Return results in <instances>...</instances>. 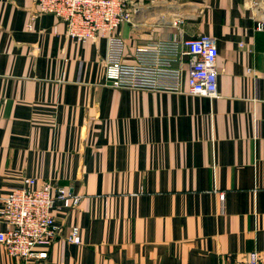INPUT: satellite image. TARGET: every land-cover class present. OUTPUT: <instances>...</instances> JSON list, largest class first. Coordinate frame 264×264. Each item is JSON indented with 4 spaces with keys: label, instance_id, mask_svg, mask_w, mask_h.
Wrapping results in <instances>:
<instances>
[{
    "label": "crops",
    "instance_id": "1",
    "mask_svg": "<svg viewBox=\"0 0 264 264\" xmlns=\"http://www.w3.org/2000/svg\"><path fill=\"white\" fill-rule=\"evenodd\" d=\"M151 1L131 0L134 22L117 30L124 59L150 64L139 49L161 42L160 60L178 65L175 30L156 23L163 8ZM170 1L183 37L216 39L217 98L111 87L105 37L72 41L56 15L33 17L36 0H0V210L27 177L81 196L55 210L47 259L0 245V264L264 259V33L245 0ZM74 226L81 244L67 241Z\"/></svg>",
    "mask_w": 264,
    "mask_h": 264
},
{
    "label": "built area",
    "instance_id": "2",
    "mask_svg": "<svg viewBox=\"0 0 264 264\" xmlns=\"http://www.w3.org/2000/svg\"><path fill=\"white\" fill-rule=\"evenodd\" d=\"M131 0H36L33 17L53 14L65 24L64 36L72 41L85 43L105 37L107 55L104 61L105 82L114 88L131 91L150 90L187 93L191 95L217 98L219 91V48L216 39L201 35L183 37L185 17L175 2L152 0L150 5L161 6L156 23L175 30L170 44L174 47L178 65L160 60L165 44L154 48H142L139 52L155 54L152 63H128L124 59L125 39L118 28L123 24H133ZM255 22V30L264 33V0H245ZM29 30L33 25L27 24ZM241 46L243 44L241 43ZM188 66L187 87H185ZM254 72V69H248ZM36 178L27 177L21 187L14 188L5 198L0 210V219L6 229L0 231V245L9 257H19L26 261L48 258V248L59 233L55 210L60 202L71 200L78 205L81 196L70 192L52 181L36 187ZM67 241L81 244L79 226H74ZM220 264H264L258 252L241 260L221 259Z\"/></svg>",
    "mask_w": 264,
    "mask_h": 264
}]
</instances>
